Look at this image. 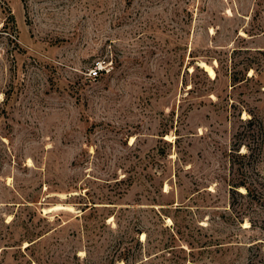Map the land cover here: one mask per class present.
Returning <instances> with one entry per match:
<instances>
[{"label": "rangeland", "instance_id": "rangeland-1", "mask_svg": "<svg viewBox=\"0 0 264 264\" xmlns=\"http://www.w3.org/2000/svg\"><path fill=\"white\" fill-rule=\"evenodd\" d=\"M241 181L264 0H0V264H264Z\"/></svg>", "mask_w": 264, "mask_h": 264}, {"label": "trees", "instance_id": "trees-1", "mask_svg": "<svg viewBox=\"0 0 264 264\" xmlns=\"http://www.w3.org/2000/svg\"><path fill=\"white\" fill-rule=\"evenodd\" d=\"M205 72L207 73V71H205ZM252 121H253V118L248 119L247 124H251ZM232 152H234V154H236V155H239V153H238L239 152V146H236ZM259 187L262 188V185L258 181H254V182L241 181V182L233 183L232 188H231V195H230L231 207H233L234 201H235L237 196L247 197L251 202L257 203V204L259 203L260 205H263L264 199H262V193L260 191H258V190H260V189H258ZM239 188L245 189V192L241 193L240 191H238ZM239 216H240V218H242L243 214H239Z\"/></svg>", "mask_w": 264, "mask_h": 264}, {"label": "built area", "instance_id": "built-area-1", "mask_svg": "<svg viewBox=\"0 0 264 264\" xmlns=\"http://www.w3.org/2000/svg\"><path fill=\"white\" fill-rule=\"evenodd\" d=\"M99 71H100L99 68L98 67H95V68H93V69H91L89 71V76L91 78H96L98 76Z\"/></svg>", "mask_w": 264, "mask_h": 264}, {"label": "bare ground", "instance_id": "bare-ground-1", "mask_svg": "<svg viewBox=\"0 0 264 264\" xmlns=\"http://www.w3.org/2000/svg\"><path fill=\"white\" fill-rule=\"evenodd\" d=\"M199 66L203 68L204 67V64L203 63H199ZM166 139H168V137H166Z\"/></svg>", "mask_w": 264, "mask_h": 264}, {"label": "water", "instance_id": "water-1", "mask_svg": "<svg viewBox=\"0 0 264 264\" xmlns=\"http://www.w3.org/2000/svg\"><path fill=\"white\" fill-rule=\"evenodd\" d=\"M198 66H199V64H198Z\"/></svg>", "mask_w": 264, "mask_h": 264}]
</instances>
